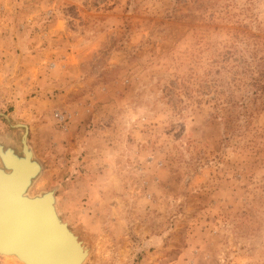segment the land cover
I'll return each mask as SVG.
<instances>
[{
    "label": "rangeland",
    "instance_id": "obj_1",
    "mask_svg": "<svg viewBox=\"0 0 264 264\" xmlns=\"http://www.w3.org/2000/svg\"><path fill=\"white\" fill-rule=\"evenodd\" d=\"M17 125L83 264H264V0H0Z\"/></svg>",
    "mask_w": 264,
    "mask_h": 264
},
{
    "label": "water",
    "instance_id": "obj_2",
    "mask_svg": "<svg viewBox=\"0 0 264 264\" xmlns=\"http://www.w3.org/2000/svg\"><path fill=\"white\" fill-rule=\"evenodd\" d=\"M22 127L24 133L21 137V150L18 153L11 147H4L0 144V148L5 153L10 150L18 158L22 157L23 152H30V148L26 142L27 128L25 125H17ZM32 153V152H31ZM33 163L37 165L38 175L40 173V165L34 159ZM16 160V159H15ZM20 160H16L14 164L7 165L4 158L0 155V175L7 182H14L17 174V166ZM28 175H24V186L20 190H16L13 186H9L7 190V197L10 199L11 217L12 219L7 223L0 234V251L7 253H14L18 258L23 259L27 264H61L68 257V252L75 253L76 258L70 259V264H80L84 252L81 249L80 243L76 237L72 235L67 226L62 223L60 218L56 216L53 206L54 191H46L39 195H34L31 199L21 197L25 191L36 180L32 182ZM24 212V219H26L21 231L14 234L15 228L12 226L14 218L21 212ZM33 210H36L34 215ZM27 216L34 222V226H30V221ZM1 231V229H0Z\"/></svg>",
    "mask_w": 264,
    "mask_h": 264
},
{
    "label": "bare ground",
    "instance_id": "obj_3",
    "mask_svg": "<svg viewBox=\"0 0 264 264\" xmlns=\"http://www.w3.org/2000/svg\"><path fill=\"white\" fill-rule=\"evenodd\" d=\"M0 155L4 158V160L8 166H10L11 164H14L16 160H20V163L17 166L18 176L16 177L14 182L5 181V179L0 175V229H1L0 234H2L3 229L6 227L7 223L12 219V217L10 215L11 209H12L10 206L11 202H10V199L7 197L8 187L13 186L15 188V191L22 189V187L24 186L23 185L24 180L22 179V177L25 174L28 176H32V177H30V181L32 182L38 176V171H37V165L35 163H33L31 150H30V152L28 150V153L23 152L22 157L18 158L17 156L14 155V153L12 151L8 150L5 153V151H2V149L0 148ZM29 188H28V190H29ZM28 190L25 191V193H23L21 195V197H27V198L31 199L33 196H30L28 194ZM53 206H54V212H55L56 216H58L56 209H55L54 194H53ZM33 212H34V215H36V210H33ZM23 217H24V212L21 210V212H19V214L16 216V218H14L13 225H12L15 228L14 234H17L19 231L22 230L24 223L26 221V219H24ZM27 220L30 221V226H34V222H32L30 220V217L27 216ZM62 223H64L67 226V224L65 222L62 221ZM70 232L72 233V235L74 237H76L71 230H70ZM76 239L80 243L81 249L84 252V257L80 263V264H83V260L85 259L86 255H87V248L85 247V245L83 244L82 241L78 240L77 237H76ZM0 253H7V252L0 251ZM0 256L10 257V258L15 259L16 261L22 263V264H27L23 259L18 258L12 252L10 254H0ZM76 256L77 255L75 253L70 254L68 252V257L61 264H70L69 260L74 258V257L76 258Z\"/></svg>",
    "mask_w": 264,
    "mask_h": 264
},
{
    "label": "snow or ice",
    "instance_id": "obj_4",
    "mask_svg": "<svg viewBox=\"0 0 264 264\" xmlns=\"http://www.w3.org/2000/svg\"><path fill=\"white\" fill-rule=\"evenodd\" d=\"M0 254H10V253H0Z\"/></svg>",
    "mask_w": 264,
    "mask_h": 264
}]
</instances>
